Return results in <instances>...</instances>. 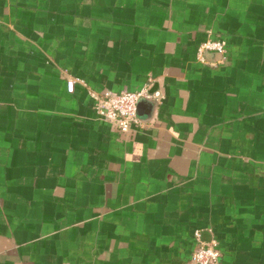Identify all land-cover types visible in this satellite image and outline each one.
Returning a JSON list of instances; mask_svg holds the SVG:
<instances>
[{
    "label": "crops",
    "instance_id": "crops-1",
    "mask_svg": "<svg viewBox=\"0 0 264 264\" xmlns=\"http://www.w3.org/2000/svg\"><path fill=\"white\" fill-rule=\"evenodd\" d=\"M144 84L125 133L88 94ZM196 231L264 264V0H0V264H191Z\"/></svg>",
    "mask_w": 264,
    "mask_h": 264
},
{
    "label": "built area",
    "instance_id": "built-area-1",
    "mask_svg": "<svg viewBox=\"0 0 264 264\" xmlns=\"http://www.w3.org/2000/svg\"><path fill=\"white\" fill-rule=\"evenodd\" d=\"M213 51L224 52V44L219 39L206 38L197 48V57L204 62V53ZM75 79H67L68 89L72 91ZM88 94L93 102V107L101 119L113 124L122 132H128L132 125L140 124L138 117V104L140 99L158 100L160 91H151L147 84L133 91L113 93L109 91L98 92L89 89ZM196 244L191 254V264H217L220 256L217 242L214 239L205 240L199 231L195 232Z\"/></svg>",
    "mask_w": 264,
    "mask_h": 264
},
{
    "label": "rangeland",
    "instance_id": "rangeland-1",
    "mask_svg": "<svg viewBox=\"0 0 264 264\" xmlns=\"http://www.w3.org/2000/svg\"><path fill=\"white\" fill-rule=\"evenodd\" d=\"M218 249H219V251L221 250L219 246H218Z\"/></svg>",
    "mask_w": 264,
    "mask_h": 264
}]
</instances>
